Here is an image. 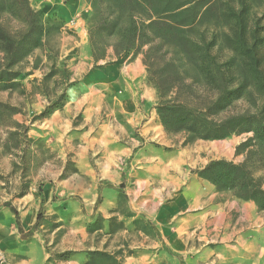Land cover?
Returning a JSON list of instances; mask_svg holds the SVG:
<instances>
[{"label": "rangeland", "instance_id": "374dc122", "mask_svg": "<svg viewBox=\"0 0 264 264\" xmlns=\"http://www.w3.org/2000/svg\"><path fill=\"white\" fill-rule=\"evenodd\" d=\"M11 1L0 0V264H264L260 200L198 173L212 160L243 163L264 189V138L166 128L146 66L178 70L176 95L194 102L214 96L200 70L219 65L232 93L214 117L254 113L264 123V84L224 42L232 25L220 12L236 0H192L194 23L184 7L157 12L141 0H27L36 18L29 39ZM246 1L264 75V0ZM102 20L114 27L102 32L96 60L89 31ZM129 24L139 38L116 59ZM186 40L215 64L186 51ZM39 189L42 219L22 239L3 204L27 231Z\"/></svg>", "mask_w": 264, "mask_h": 264}, {"label": "trees", "instance_id": "16d2710c", "mask_svg": "<svg viewBox=\"0 0 264 264\" xmlns=\"http://www.w3.org/2000/svg\"><path fill=\"white\" fill-rule=\"evenodd\" d=\"M145 5L158 8L157 12H167L169 10H176L183 8V11L187 12V18L191 20L190 23H194L197 13V3H191L192 0H141ZM237 8H233L227 4L225 8L220 12V16L232 25V33L225 35L224 42L230 47L237 55H239L245 65L246 71L251 77L259 84H264V75L260 68V59L257 55L254 43H249L247 39V25L245 22V16L248 10V3L246 0H236ZM187 5V6H186ZM7 8L18 16L23 17L28 22V29L24 34L28 39L33 38L35 32V12L28 6L27 0H12L7 5ZM189 14V15H188ZM114 23L102 20L94 28L89 31L90 41L93 48L94 59H99L104 54L95 53V48L99 40L105 38L102 37V32L107 31V34L111 36ZM139 38V33L135 25L129 24L124 29L122 34V52L115 51L116 59L120 55L128 51L133 47L135 41ZM186 51L195 55L199 61H206L208 64H215L213 56L204 50L198 43L186 40ZM183 42V40L181 41ZM184 46V45H183ZM5 50L14 53L17 49L16 42L8 40L4 46ZM149 79L153 82L158 91V95L164 100L160 102L159 113L162 118L163 124L168 129L173 131L185 130L193 133L199 138L215 139L223 138L233 132H242L248 130H254L257 135L264 138V123L254 113L232 115L225 118H215L214 115L223 109L228 100L229 93L231 91L226 90L224 83L223 71L219 65H213L214 68L210 69L207 66L200 71L208 77H212L215 92L214 96L204 100L197 99L192 102L185 97L177 96V84H183L182 76L176 69L164 68L162 70L152 69L150 63H146ZM6 72V71H5ZM7 74H10L8 71ZM2 73H0V79H6ZM176 84V85H175ZM176 88V89H175ZM174 94V96H172ZM170 97L169 99H167ZM198 173L211 180L217 188H237L242 190V196L257 198L260 200L261 208H264V189L259 185L256 179L253 178L249 169L243 163H233L225 159L212 160L205 167H203ZM124 187V183L120 184V188ZM40 195V208L37 213L35 222L32 227L25 231L21 225L17 210L9 203L3 204L8 206L12 213L15 215L16 223L18 226V232L22 239H26L34 233L37 229L41 219L44 197L41 189H39Z\"/></svg>", "mask_w": 264, "mask_h": 264}, {"label": "crops", "instance_id": "0c3cea01", "mask_svg": "<svg viewBox=\"0 0 264 264\" xmlns=\"http://www.w3.org/2000/svg\"><path fill=\"white\" fill-rule=\"evenodd\" d=\"M22 225V224H21ZM23 227V226H22ZM23 229H24V227H23ZM25 230V229H24ZM26 231V230H25Z\"/></svg>", "mask_w": 264, "mask_h": 264}]
</instances>
